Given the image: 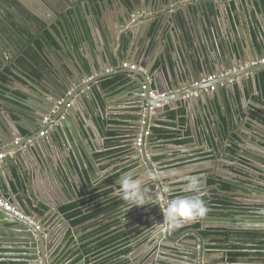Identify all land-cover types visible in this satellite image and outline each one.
Masks as SVG:
<instances>
[{
    "label": "water",
    "instance_id": "water-1",
    "mask_svg": "<svg viewBox=\"0 0 264 264\" xmlns=\"http://www.w3.org/2000/svg\"><path fill=\"white\" fill-rule=\"evenodd\" d=\"M170 1L152 0V7L154 6L151 10L154 17L153 22H146L149 18L142 14V9L135 4V0H131L132 9L122 1H117L118 7H116L115 11L118 19L117 23L114 25L107 19L108 23H106V26L103 23L97 24L96 28L101 29V33L99 32L98 34L96 31L97 34L94 36H96L100 46L104 45L105 49L102 50V54L94 56L95 61L87 57L83 59V57L79 56V52L82 51L81 47L77 48L76 44L73 45V49L78 59L74 56L67 58L61 55L62 62H57L52 56L43 51L44 60H46L49 67L48 69L46 67L43 68V71H45L42 78L38 80L40 87L33 83L27 82L28 85H25L19 81H13V84L18 86L16 90L23 91L29 96L24 100L14 96L12 93L6 94L26 107L25 114L30 116L29 119L25 118L29 134L23 136L15 120H12L7 115L3 118L0 117V155L4 153V157L0 158V179L3 178V172L8 176L13 174L15 170L20 171L22 168L27 167L26 163L30 154L40 159L43 167H46L47 173L52 171L51 169L54 168L55 160L57 159L67 177L71 175L70 173H75L73 169H70V165L80 164L81 156H83L93 169L92 173L95 176L96 167L91 160V154L89 155L86 150L95 139L94 125L91 120H88V115H94L97 108L102 106V101L107 102V99L104 98L103 77H109L113 80L119 77L130 79L131 85H135L139 89L137 94L143 106L141 122L138 124L139 128H142L140 133H144L147 129H150V133H152V128L157 125V121L160 119L159 115L165 114L163 110L164 103L168 101L172 105L171 100L175 96L177 98L180 97L186 106L194 102L197 111L204 116L206 115L205 117L207 115L211 117V113H215V102L218 98H221L225 106H227L228 101L236 106L240 113L239 121L242 125L246 121L253 124L252 130L249 132V135L253 138L251 141L257 147H264V125L259 121H254L252 117L250 119L246 118V114L248 115L244 102L246 97L245 95L240 97L236 89L237 80L246 83L251 78L253 82H256L257 74L259 75L260 72L264 71V63L262 62L257 65H247V63H253V61L264 58L263 52L253 45L260 39L249 38L247 40L244 34H240L233 25L232 28L237 32L235 35L228 31L230 29L229 26L225 28L223 24L222 30L220 29V32L216 33L217 27L214 23V18H220L222 21V17L227 19V16L230 19L236 17L239 20L240 13L235 16L233 14L230 15V13H233L231 10L236 12L238 9L237 0H188L189 4H183L180 6L181 8L171 7V4L168 5V3H172ZM176 1L178 2L179 0ZM143 2L147 7L148 0H143ZM252 2L253 7L246 0H240L241 10L244 11L246 17H249L253 24H256L257 21L260 24V21L264 18V0H253ZM257 2L260 4L259 7ZM193 7H197V13H194ZM194 15L201 20V29L199 31L197 24L194 22ZM190 18L193 20L192 23ZM158 21L155 39L164 34L165 31H168L166 35L169 40V50L163 53V59L167 61L166 65L171 66L174 62L179 63L180 56L183 64L181 68L183 69L184 66V69L180 80L174 74V80L171 81L172 86L168 83V89L163 88L158 80L157 86L159 88L155 90L154 86L148 82L151 72L148 73L146 71L144 63L138 57L141 46H138L136 56L133 54L135 51L133 46L136 44L135 40L137 43L142 42V40L143 42L144 40L149 42L151 33H148V25L158 23ZM262 28L261 26L260 29ZM179 33H184L185 44L192 46L191 50L188 51L190 57H183V53L186 50L185 46L182 45L183 42L178 38ZM247 33L248 35L251 34L250 29L247 30ZM191 36L193 37L192 39L189 38ZM249 43L257 52V57H252L253 59H250L248 55L247 47ZM94 45L97 46L96 42H94ZM100 58L109 64L114 61H119V65H123L125 62L136 64L137 68L134 70L122 68V70L106 72L101 77H94V69L98 71L100 69L98 67L101 63ZM233 59L236 64H233ZM61 65L64 67L67 65L70 71L66 72ZM163 70H165V66H163ZM210 76L215 77L210 80ZM179 82L187 83L188 91L176 94L178 88L174 90L173 85H179ZM255 86L257 87V85ZM152 90H155L158 94L166 93V96L154 98L150 96ZM1 108L4 110L3 106ZM18 108L17 113L21 114L22 109ZM46 117H48L47 120H45ZM243 133L247 135L246 132H241L235 141L238 149L230 155L236 160V165L233 164V172L238 173L234 175V186L230 191L225 192L219 186V190H222L220 195L226 196L219 200L233 204L236 209L246 208L247 206L252 207L259 219L254 221L255 225H250L246 230L260 233V236L264 238V181L256 183L255 187L244 185L248 180L259 181L261 176L264 178V162L253 156L245 155L243 150L245 146L241 144L245 140ZM254 135L258 136L253 137ZM220 138L221 142H224L223 136ZM238 138L240 142L237 140ZM132 147L135 155L130 162L134 164L131 168L133 169L131 174L134 179L141 180L143 187L147 189L148 204L143 206L156 201L159 205L161 193H165L169 200L173 199L171 195L175 189H173L172 182H178L186 186L189 184L191 176H200L201 174H204V176H200L202 184L207 181L208 177L218 180L227 175L225 170L228 166H231L226 161L228 159L224 148L221 147L214 153L211 166L193 162L173 169L162 167L165 159L159 160L158 158L166 156L167 152H153L151 134L144 137L143 144H133ZM193 150L195 151L196 149ZM253 153H257L259 158H264V154L259 150L254 149ZM123 174L120 175L119 180ZM118 179L113 182L116 185V189L119 187ZM162 188L164 192H160ZM244 188L252 191L251 193H255L254 195L252 194L253 200L251 202H245L240 197V195L245 193L243 191ZM192 195L190 194L187 197ZM119 196V198L122 197L120 194ZM227 196H233V198L228 199ZM259 199L262 202H257ZM10 202L14 207L16 206L14 199H11ZM221 206L225 205L222 204ZM17 210L19 209L17 208ZM19 211L27 216L28 219H22L13 211L0 205V251L19 253L15 258H20L23 261L22 264H53L51 253L56 247L63 244L67 228L71 227L70 221L58 209L51 212L55 213L53 217L51 216L54 219V223L51 226H48V223L39 222L35 216L30 215L26 210ZM156 211L152 207H147L143 212H140V215L144 216V214L148 213L150 219H152V223L147 224L152 231L148 229L143 231V233L150 241H153L154 247L159 248L157 256L168 255L174 259L173 261L168 260L167 264H211L209 262L212 260H206L210 257L209 248L212 247L207 230L209 226H214V223L221 221L222 218L206 214L195 219L204 226L203 228H195L192 224L195 220L187 221L185 224H188L189 227L180 234L175 235V230L169 231L166 222H164L162 208L160 207ZM125 212L126 209H124L123 214L127 216L128 211ZM105 218H108L107 214ZM143 218L136 220V225L143 224ZM121 221L126 228L128 225L124 216L121 217ZM231 224L230 227H236V229H230L231 231L244 230V225H236L233 222ZM165 228L167 229L164 230ZM125 230L130 235L128 229ZM74 231V236L77 237L76 230ZM222 234V238L227 240V235ZM187 237L190 238L189 241ZM240 237L238 234V238ZM166 241H168V245ZM135 245L136 243L130 246L134 248L133 252L137 253L140 249ZM167 246L169 249L166 248ZM220 246L222 247L224 244ZM164 249H167V251ZM65 252L63 251L62 255ZM11 253L0 254V259L15 260ZM141 260L147 262L149 261V256H143ZM262 262L264 263V260ZM149 263L160 264L156 260H152Z\"/></svg>",
    "mask_w": 264,
    "mask_h": 264
},
{
    "label": "crops",
    "instance_id": "crops-1",
    "mask_svg": "<svg viewBox=\"0 0 264 264\" xmlns=\"http://www.w3.org/2000/svg\"><path fill=\"white\" fill-rule=\"evenodd\" d=\"M252 1L253 0H246L247 3H250L251 7H253ZM170 2L172 3H168V5L171 4V7L177 8L183 4H189L188 0H179L178 2L176 0H171ZM236 4L238 7L237 11L235 12L234 10H231L233 13H230V15L233 14L235 16L240 13V19L238 20L236 17L230 19L227 16V19L222 17L221 21L220 18H214V23L217 27L216 33L220 32V29L222 30L223 24L225 28L229 26L230 29L228 31L234 33L235 35L237 32L234 30V28H232L233 25L236 27L237 31L240 32V34H244L247 40H249V38H259L260 41H256L253 45L257 46L258 49L264 54V18L260 21V24L259 21H257L256 24H253L250 18L246 17L244 11L241 10L240 0H237ZM257 4L259 7V2H257ZM153 7L151 0L148 2V6L142 9V14H145V16L149 18V20L146 22L154 21L151 11ZM193 11L194 13H197V7H193ZM117 20L118 19L115 16L112 17V20L108 18V21L112 22L113 24H116ZM190 20L192 23L193 20L191 18ZM108 21L102 20V23L106 26ZM194 22L197 24L199 31V29H201L200 18L194 15ZM158 24L159 21L158 23L151 24L154 27V31H152L149 35V42H146V40L143 42L142 40V42L137 43L135 40L136 44L133 46L135 50L133 53L134 56H136L138 53V46H141L138 57L144 63L146 71L148 73L151 72L148 82L154 86L155 90L159 88V86H157L158 80L161 82L163 88L168 89V83L171 85V81L174 80V74L176 78L180 80L184 69V66L183 69L181 68L183 64L179 54V63L174 62L171 66L168 64L166 65L167 61L163 59V53L168 52L169 50V40L166 35L168 31H165L164 34H161L155 39V31L158 28ZM94 26L96 25L93 21L92 27ZM261 26L263 27L262 29H260ZM248 29H250V35L247 33ZM178 38L183 42L182 45L185 46L186 51H184L183 57H190L188 51L191 50L192 46L185 44L186 38L184 33H179ZM189 38L192 39L193 37L191 36ZM89 40L90 41L85 42V44H82V52L80 53L83 59L84 57H87L95 61L94 56L97 54H102V50L105 49V47L104 45H101V48L97 47L99 43L94 34L92 35V39L90 38ZM94 42H96L97 46L94 45ZM247 50L250 59L257 57V52L250 45V43L247 47ZM75 57L78 59L77 55ZM55 60L57 62H62V60L59 58L58 60L57 58ZM100 62V66L98 65V67H100L99 71L94 69V77H101L104 76L106 72L117 71L120 69L122 70L123 68L122 65H119V61H114L109 64L105 63L103 59L100 58ZM232 62L233 64H236L234 59ZM47 64L48 63L46 62L45 65L48 69L49 66ZM163 66H165V70H163ZM61 67L66 72L70 71L67 65H65V67L61 65ZM44 71L40 70L39 72L44 73ZM42 75L43 74L40 76L41 78ZM23 77L25 78L26 75H23ZM25 79H28V83L30 81L31 83L40 87L38 80L31 79L29 76H27ZM109 80L113 79L109 77L102 78L105 95L104 98L107 99V102L102 101V106L97 108L95 114L88 115V120H91L94 125L95 139L86 150L89 155L91 154V160L94 162L96 167L95 176H93L92 173L93 169L89 166L87 160L83 156H81L80 164L75 163L73 166L70 165V169H73L75 173L72 172L70 173L71 175L67 177L62 171L61 164H59L57 159L55 160L53 168L54 170L51 169L52 171L47 173L46 167H43L40 159L29 153L30 157L27 159V167L22 168L20 171L15 170L13 174L8 176L5 172H3V178L0 179L1 197L6 198L7 200L14 199L16 202L15 207H17L19 210H26L30 215L35 216L39 222H44L45 224L48 223V226H51L54 223V219H52V217L55 213L51 212L55 209H58L59 211L60 207L63 205L75 204L76 208H80L84 212H89L95 206H98L99 208L103 205H106L111 199H119V193L117 192V189L115 188L116 185L114 183L107 187L100 185H102L103 181L109 176L119 173L123 167L128 166L132 168L134 164H131L130 162L133 160L135 154L133 152L131 155L124 154L118 156V154H116V161L109 167L105 168V164L112 162L115 159L111 161L108 159L104 160V158H100L98 153L108 150L106 147V141L113 137L111 133L114 131H118L120 133V137H128L127 139L131 137L132 145L136 144V138L138 135H140L142 130L141 127L139 128L138 124L141 122L143 106L139 99V95L137 94L139 89L136 88L135 85H131L130 79L119 77L116 80H113L111 83H109ZM258 80V74L256 82H253L251 78L246 83L242 82L241 80H237L238 83L236 84V89L240 97L242 95H245L246 97L244 100L246 111L248 113V115L246 114V118L250 119V117H252L254 121H259L264 125V94ZM27 82L23 81L22 83L28 85ZM186 84L187 83L185 82H179V85H173L174 90L175 88H178L176 94H181L188 91ZM255 85H257V87ZM9 89L10 87L6 88V91H8L6 94L12 93L9 91ZM167 93L170 94L169 92ZM25 94L26 96H24V100L26 97H29L27 93ZM171 102L173 103L172 105L170 102L164 103L165 105L163 106V110L165 114L159 115L160 119L157 121V123L161 122L165 131L171 133V135L165 139L152 137V145L154 147L153 152H167L166 156L159 158H167L169 160L171 159L173 162H181V165L195 162L201 165L211 166L213 164L212 162L214 153L220 149L221 145L223 144L221 148H224L225 150L228 159L226 161L227 163L231 164V166L226 168L225 174L227 175H225L223 178L217 180L216 178L208 177L207 181H204V183L201 185V191L204 192L203 199L209 208V213H207V215L222 218L221 221L215 222L214 226L208 227L207 231L211 232L208 236L210 237L209 242L212 244V247L209 250L210 257L206 260H212L209 262L211 264H264L262 262V260H264V238L260 236V233L254 235L244 233L249 232V230L246 229H248L250 225L256 224L254 221L259 219L258 215L255 214L252 207L247 206L246 208L236 209L233 204L224 203L223 201L219 200L220 198H225L226 196H221L220 194L222 190L220 191L218 188L219 184L222 182L234 186V175H237L238 173L233 172V164L236 163V160L235 158L230 157V155L237 151L238 147L235 141L242 131L247 133V135H245V133L242 134L245 140L241 142V144L245 146V149H243L245 151V155L253 156L264 162V158H259L257 153H253V150L256 149L264 154V147H257L251 141L253 138L249 135V132L252 130L253 124L246 121L243 123V126L239 121L240 113L236 106L232 105V103L229 101L227 106H225L221 98H218V100L215 102L216 111L214 114L213 112L211 113V117L208 115L205 117L206 115L204 116L201 112H198L194 102H191L189 106H186V104L181 101V98H177V96H175ZM2 106L6 108L4 104H0L1 117L3 118L7 115L12 120H15V122L18 124V127L22 131L23 136H27L29 132L27 130L28 124L26 123L25 118L29 119L30 116L25 114L26 107L22 104V111L20 114L17 113L19 108L10 109L12 112H6L5 110H1ZM169 111H174L176 113L173 118H171L169 115L167 116ZM222 136L224 142H221L220 137ZM257 136L258 135H254L253 137ZM178 140L181 141L180 144L177 143ZM237 140L239 141L240 139L238 138ZM193 149L196 150L194 151ZM61 154L63 155V153ZM162 167L167 168V165L163 163ZM131 168L124 172V174L133 172V169ZM200 176L202 177L204 174H201ZM119 177L120 176H118V178ZM117 179H115L114 182ZM262 180L264 181V178L261 176L259 181L248 180L244 185L255 187L257 185L256 183H262ZM108 188L113 189L110 194L105 193V190H108ZM186 189L188 190V185H186ZM222 189L224 192L226 191L224 188ZM243 191H245V193L240 195V197H242L245 202H251L255 193H251L252 191H249V189L246 188H244ZM100 193L103 194L99 196ZM188 194H191L190 191H188ZM227 198L232 199L233 196H227ZM257 202H262V200L259 199ZM222 204L225 206H221ZM219 211L221 212L218 213ZM61 212L66 216L65 212ZM113 212L111 213H116L115 211ZM210 212L213 214H210ZM106 214L110 213L106 211L89 219L81 225H71V227L67 228L66 235L70 236L73 239L72 241L75 240L76 244H79L80 234L83 232H86L84 234V237H86V235L89 234L88 232H92V230L95 231L99 230L100 228H109L110 226H107L108 224H112L113 227H110V230L115 232L118 228H124L121 217L124 216L128 227L136 225L137 221L135 220L141 217H138V213H128L126 216L118 212L115 215H110L108 218H105ZM111 218H113V220H108ZM231 222L236 225H244V230L239 231L244 233L243 236L238 238V235H230V229H236L235 226L230 227L232 225ZM197 224L198 225L196 227L198 228L204 227L200 222H197ZM74 230H76L77 237L74 236ZM236 231L237 230L233 232ZM118 232L119 231H116L115 233L108 235L109 232L102 230L97 233L95 232L96 234H92L88 238H84L87 239L85 242L87 244L88 253H82L81 251L83 250L72 251L71 254L74 255L75 253L74 261H76L75 259H81L85 257L90 262L89 264H149L148 261L144 262L139 258L141 251L134 253L132 247L130 246L131 243H124L126 237L119 235ZM222 233L227 235V240L222 238ZM105 240L108 242L103 243L100 246H96V244ZM187 240L189 241L190 238L187 237ZM221 244H224V246L221 247ZM237 252L243 253L240 256H235V259L229 260V258L233 257ZM6 253L11 252L2 250L0 251V254L4 255ZM11 254L14 258L19 255L17 252H12ZM128 255H131V257L128 258ZM167 258L172 261L174 260L169 257ZM20 263H23L20 258H15V260L0 259V264Z\"/></svg>",
    "mask_w": 264,
    "mask_h": 264
},
{
    "label": "flooded vegetation",
    "instance_id": "flooded-vegetation-1",
    "mask_svg": "<svg viewBox=\"0 0 264 264\" xmlns=\"http://www.w3.org/2000/svg\"><path fill=\"white\" fill-rule=\"evenodd\" d=\"M117 1L119 0H0V35L2 33L4 36L6 33L5 38L12 39L7 35V32H9L11 35L17 33L23 36L24 35L23 32L26 29L25 34L27 39L29 33L31 34L33 33V36H31V40H29L28 42L32 43V45L36 47V44L37 43L39 44L40 41L43 43V39H45L43 34L48 29L55 35L56 41L51 42V40L49 39L48 41L45 40V43H43L44 47L37 48V52L39 56H42L44 58L43 51H45L49 56H52L53 59L57 58V60L58 58L61 59L60 58L61 55L67 58H70L72 56L75 57L77 54L73 49V45L76 44L74 38L68 36L65 37L58 36L59 33L56 32V30H54V26H56L60 30V32H62L64 35H66L65 32H68L70 36H76V35L79 36L83 40L82 44H85V42L90 41L89 40L90 38L92 39L93 34L96 35L97 32L98 34L99 32L101 33V29L96 28L97 24L99 23L101 24L102 20L106 21L108 18L112 20V17L114 16L117 17V14L115 13L116 7H118ZM120 1L129 5L130 9L133 8L131 0H120ZM149 1L151 0H148V2ZM135 4L140 9L146 7L143 0H135ZM93 21L94 24L96 25L94 27H92ZM148 28H149L148 33L154 31L153 30L154 27L151 24L148 25ZM1 29H4V32L3 30L1 32ZM26 37L24 36V38ZM15 38L17 39L16 36ZM7 41L8 40H4V43H7ZM11 44L14 45V43L12 42ZM82 44H80L81 47ZM97 47L101 48L100 44H98ZM1 52H4V54L1 57V60L5 61L4 63L5 66L11 65L13 67L18 68V69L12 68L13 71L22 72V73L24 72L21 71L22 66L20 67V65L17 64V59L11 54L12 53L11 50L4 51L1 49ZM16 53L20 54L23 57H27L26 54L23 53L22 48H19L18 46H16ZM29 61L33 63L32 60L29 59ZM44 61L46 63V60ZM23 75H26V77L29 76L31 79H35V80H39L41 78L33 73L31 74L23 73L20 74L19 76L12 74L9 77V82L6 84L10 87L9 91L10 92L13 91L12 94L21 99H24V96H26V94L24 92L16 90L18 86L13 84V81H19L21 83L23 81L27 82L28 79H25L26 77L24 78ZM29 83L31 82L29 81ZM4 110H6L7 112L8 111L12 112V110H10L7 107L4 108ZM158 159L161 160L164 158L161 159L158 158ZM163 163L167 165V168L165 169H173L181 165V162H173L171 159L169 160L167 158H165ZM172 186L173 189L175 190L173 191L171 198L174 199L176 197H187L188 195H190L188 194V190L186 189V186H184L183 184H180L178 182L177 183L172 182ZM219 186H221V184H219ZM226 191H230V190H226ZM160 192H164V189L162 188ZM190 193L193 194L192 192ZM164 195L165 193L164 194L161 193V198H159L160 199L159 205L156 202L149 204L147 206H139V207L133 206L128 210V213H132V214L138 213L139 214L138 217H139L141 216L140 212H143L147 207L148 208L152 207L155 211L156 210L158 211V208L161 207L162 210L164 211L166 210L167 203L170 201L168 197ZM118 200L119 201L121 200L122 202H120L116 207H112L113 211H115L116 213L119 212L123 214L124 209H126L129 205L124 201L122 197L119 198ZM115 214H112L110 212V214L107 215L110 216ZM141 217H144L142 219L143 224L133 225L130 227L126 226V228L125 226H123L124 228H118L116 231H119L118 232L119 235L126 237L125 241H127V243L129 244L136 243L135 246L138 247V249H140L141 251V252L139 251L140 256L137 255L139 256L140 259H142L143 256L146 257L149 256L148 262H151L152 260H156V262L160 264H167L166 262L169 260L167 257L169 258L171 257L168 255L157 256V250H159V248L154 247L153 241H150V239L146 237L143 233V231L150 229V226L147 225L152 223V219H150V215L147 213ZM141 217H139L138 219H140ZM109 220H113V218ZM197 222L198 220H195L194 223H192L195 228H198L196 227L198 225ZM107 226L113 227L112 224H108ZM110 227L100 228L99 230H95V231L92 230V232H88V233L96 234L97 232L102 230L105 232H109L108 235L115 233L116 231L114 232L113 230H110L111 229ZM187 228H188V224L184 223L180 228L175 229L174 234L175 235L180 234L182 231H184ZM125 229H128L130 235H127ZM166 229L167 228H165L164 230ZM150 231L152 230L150 229ZM85 233L83 232L82 234H80L79 244H76L75 240L72 241L73 239L67 235L66 236L67 238L64 241L65 243H63L64 248L60 250L59 248L61 246H58L51 253V259L53 264H89L90 262L85 257L81 259H75L76 261H74L75 253L74 255L71 254V252L74 250L75 251L83 250L81 251L82 253L87 252L88 248L85 242V240L87 239L84 238H88V237H84ZM166 244L167 245L169 244L168 241H166ZM96 246H98V244H96ZM166 248L169 249L168 246ZM167 249L164 250L167 251ZM63 251H67L65 255H62Z\"/></svg>",
    "mask_w": 264,
    "mask_h": 264
},
{
    "label": "trees",
    "instance_id": "trees-1",
    "mask_svg": "<svg viewBox=\"0 0 264 264\" xmlns=\"http://www.w3.org/2000/svg\"><path fill=\"white\" fill-rule=\"evenodd\" d=\"M2 30L4 32V29H1V32H2ZM54 30H56V32L59 33L58 36H61V37L68 36V37L74 38L75 43L77 45V48L80 46V44H82L83 40L79 36H77V35L76 36H70L68 34V32H65V31L64 32L66 35H64L62 32H60V30L56 26H54ZM25 32H26V29L23 32V34H24L23 36L20 34H17V33L11 35L9 32H7V35L9 37H11L12 39H6L5 38L6 33L4 36L2 33L0 35V68H1V70H0V104H4L9 109H16L18 107L22 108V104H20L16 100L6 96V93L8 92V91H6V88L7 87L9 88V86L6 84L9 82V77L12 74H15V75L22 74V72L13 71L12 68L15 69L16 67H13L11 65L5 66V64H4L5 61L1 60V57L4 54V52H1V49L4 51L5 50L10 51L11 50V52H12L11 54L17 59V64L20 65V67L22 66L21 71H24L23 73H30V74L33 73V74H36L38 77H40L41 74H43V73H40L39 71L43 70V68H45L46 65L44 63V58L42 56H39V54L37 52V48L44 47L43 43H45V40L48 41V39H49V40H51V42L56 41L55 35L50 30L47 29L45 31V33L43 34L44 38H45V39H43V43L40 41V43L39 44L37 43L36 47H35L32 45V43L28 42L29 40H31V36H33V33L32 34L29 33L28 39H27ZM13 35H15L17 37V39ZM24 36L26 38H24ZM4 40H8L7 43H4ZM11 42L14 43V45H12ZM16 46H18L19 48H22L23 53L26 54L27 57H23L20 54H17L16 53ZM79 56H81L80 52H79ZM29 59L32 60L33 63L31 61H29ZM16 69H18V68H16ZM258 78H259V80H258L259 85H260L262 92L264 94V71L259 73ZM109 81H110L109 83L113 82V80H109ZM175 114L176 113L174 111H169L167 116L169 115L171 118H173L175 116ZM162 125L163 124L161 122H159V123H157L156 126H154L152 128L151 137L158 138V139L159 138L165 139L171 135V133H168L165 131V129L163 128L164 126L162 127ZM119 134L120 133L118 131H114L111 133V135L113 137H111L110 139H108L106 141V147L108 148V150L98 153L100 158H104V160L108 159L109 161H111V160L115 159L116 154H118V156H120V155H124V154L131 155L132 152L134 153V149L132 147L133 146L132 145V138L130 137L129 139H127L128 137H120ZM177 143L180 144L181 141L178 140ZM115 161H116V159L112 162H108L107 164H105V168L109 167ZM130 168L131 167H128V166L123 167V169L119 173L113 174V175L109 176L108 178H106L103 181L102 185H100V186H104V187L110 186L114 182V180L117 179L118 176H120V174L128 171ZM221 186L226 190H231V188L233 187L232 185L225 183V182H222ZM112 191H113L112 188H108V190L107 189L105 190V193L110 194ZM103 193H100L99 196L102 195ZM120 202H122V201L121 200L119 201L117 199H112L111 201H109V203H107L106 205H103L99 208H98V206H95L89 212H84L80 208H76L75 204L63 205L60 207V210L66 213V217L68 218V220L70 221L72 226H78V225L85 223L89 219L99 215L100 213H103L106 211L109 213L112 212L113 211L112 207H116ZM210 214H213V213L210 212ZM210 233H211L210 231H207L208 235ZM229 233L232 236L233 235L236 236L238 234L240 236H243L244 233L253 234V235L258 234L257 232H252V231L244 232V233L239 232V231L238 232L237 231L236 232L230 231ZM92 234L89 233L86 235V237H89ZM106 242H108V241L105 240L103 242H100V243H98V246H100ZM242 253H240V252L235 253L233 257L229 258V260L235 259L234 258L235 256H240V255H242Z\"/></svg>",
    "mask_w": 264,
    "mask_h": 264
},
{
    "label": "clouds",
    "instance_id": "clouds-1",
    "mask_svg": "<svg viewBox=\"0 0 264 264\" xmlns=\"http://www.w3.org/2000/svg\"><path fill=\"white\" fill-rule=\"evenodd\" d=\"M117 183L119 184L117 192L129 205L126 212L133 206L139 207L148 204L147 189L143 187L142 181L134 179L131 173L124 174ZM201 185L202 178L200 176H191L188 191L192 192L193 195L176 197L167 203L166 210L163 211V219L169 231L178 229L185 222L193 221L208 213L209 208L203 199L204 192L201 191Z\"/></svg>",
    "mask_w": 264,
    "mask_h": 264
},
{
    "label": "built area",
    "instance_id": "built-area-1",
    "mask_svg": "<svg viewBox=\"0 0 264 264\" xmlns=\"http://www.w3.org/2000/svg\"><path fill=\"white\" fill-rule=\"evenodd\" d=\"M264 63V58L262 59H258L257 61H253V63H247L248 64H251V65H257L259 63ZM123 67H126V68H130V69H136L137 68V65L136 64H130L128 62H125L123 63L122 65ZM235 70H237V68H235ZM215 76H210L209 79H213ZM151 96L154 97V98H160V97H165L166 96V93H162V94H158L156 91H151L150 92ZM168 101H166L165 103H167ZM165 105V104H164ZM48 117L45 118V120H47ZM150 129H147L144 133H140V135L137 136L136 138V144L138 145H141L143 144L144 142V137L145 136H148L150 135ZM4 157V153L0 155V158H3ZM160 198H161V194H160ZM0 205L5 207L6 209L10 210V211H13L16 215L20 216L22 219L23 218H26L28 219L27 216H25L21 211L17 210V207H14L10 200H7L6 198H3L0 196Z\"/></svg>",
    "mask_w": 264,
    "mask_h": 264
},
{
    "label": "rangeland",
    "instance_id": "rangeland-1",
    "mask_svg": "<svg viewBox=\"0 0 264 264\" xmlns=\"http://www.w3.org/2000/svg\"><path fill=\"white\" fill-rule=\"evenodd\" d=\"M123 215H124V214H123ZM188 227H189V226H188ZM66 236H67V235H65L64 241H65V239L67 238ZM64 241H63V243H65ZM124 243H127V241H124ZM60 246H61V247H60L59 249L62 250V249L64 248V245L62 244V245H60ZM65 248H66V246H65ZM210 248H211V247H210ZM210 248H209V250H210ZM132 250L134 251V248H133V247H132ZM60 252H61V251H60ZM66 252H67V251H66ZM66 252H65V254H66ZM83 253H84V252H83ZM65 254H64V255H65ZM130 257H131V255H128V258H130ZM182 263H183V262H182Z\"/></svg>",
    "mask_w": 264,
    "mask_h": 264
},
{
    "label": "bare ground",
    "instance_id": "bare-ground-1",
    "mask_svg": "<svg viewBox=\"0 0 264 264\" xmlns=\"http://www.w3.org/2000/svg\"><path fill=\"white\" fill-rule=\"evenodd\" d=\"M123 67V66H122ZM123 68H126V67H123ZM130 69V68H129ZM132 70H134V69H132ZM150 96H151V94H150ZM43 134V133H42Z\"/></svg>",
    "mask_w": 264,
    "mask_h": 264
}]
</instances>
